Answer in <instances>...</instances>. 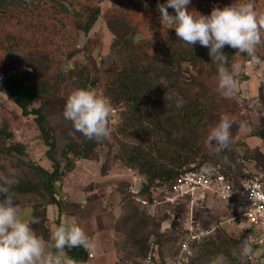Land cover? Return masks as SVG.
Segmentation results:
<instances>
[{"label":"rangeland","instance_id":"obj_1","mask_svg":"<svg viewBox=\"0 0 264 264\" xmlns=\"http://www.w3.org/2000/svg\"><path fill=\"white\" fill-rule=\"evenodd\" d=\"M90 1L96 3L97 0ZM85 2L70 0L67 5L73 12V4L86 6ZM136 2L139 11L132 10V14L143 13L142 17L147 16L151 23L170 27L161 21L157 10L158 3L166 4L167 0ZM191 2L187 7L202 14H210L214 6L223 8L233 3L248 2L253 3L257 13H264V0H202L194 6ZM99 3L100 17L88 33L79 29L76 16L61 14L52 0H12L6 12L0 9V37L9 52L19 54L23 59L30 57L29 51L37 53L38 58L47 54L50 57L46 63L47 70L34 73L33 70H25V73L32 82L40 78L50 82L51 88L45 97L47 122L57 135L61 149L68 142H80V135L72 122L63 115L67 97L89 75L103 74L110 67L107 57L112 42L126 33L127 23L135 19L126 7V0H103ZM168 11L175 14L172 8ZM8 34L19 38L18 46L10 47L6 40ZM2 48L0 44V64H5L8 58L2 53ZM259 51L260 56L247 60L240 68L236 76L238 91L234 97L225 98L218 92V75L209 78L211 87L206 90L222 108L215 125L222 116H228L234 122L230 145L224 151L236 154V163H230L222 153L224 151L215 153L213 143L211 148L207 145L192 147L189 153L194 161L184 166H219L232 175L250 172L253 177L264 173V160L257 158V150L264 153L261 149L264 140L254 134L264 126V44L259 46ZM25 68H20V74ZM182 68L188 78L205 75L198 73L189 61H184ZM3 82L0 71V84ZM91 91L107 98L110 103V136L102 141L94 140L95 146L88 157L73 155L75 167L57 184L62 200L61 220L83 227L93 242L88 251L94 255H89L88 264H129L150 252L156 253L161 261H167L175 257L181 241L189 236L188 232L192 230L201 234L212 226L217 228L201 235V239L194 243L190 264H221L222 259L224 264H240L232 253L239 252L245 240L251 248L245 264H264V234L247 224H222L227 215L224 202L213 197L198 202L187 199L170 201L166 198L169 188L157 185L158 180L152 185L151 197L139 191L149 178L123 162L124 147L143 146L156 152L162 145L156 139L149 141L141 134L130 135L123 129L122 112L128 109V105L108 98L103 85L99 84ZM180 95L184 98L182 93ZM183 101L188 103L187 99ZM41 102L39 99L33 105L38 106ZM16 144L20 145L22 152L13 149ZM47 149L35 116L25 115L19 105L0 91V175L10 176L18 182L30 174L31 165L52 170ZM65 163L62 162L63 165ZM16 199L24 212L22 219L30 223L36 216L34 226H31L45 240L49 252L54 253L50 233L58 226V206L48 204V196L42 194H19ZM35 212L37 214L33 215ZM238 234L239 239L236 238Z\"/></svg>","mask_w":264,"mask_h":264},{"label":"trees","instance_id":"obj_2","mask_svg":"<svg viewBox=\"0 0 264 264\" xmlns=\"http://www.w3.org/2000/svg\"><path fill=\"white\" fill-rule=\"evenodd\" d=\"M52 1L61 14L69 13L76 16L79 29L88 33L100 17L99 2L103 0H97L96 3L86 0V6H81L80 3L73 4L71 8L73 12L67 5L70 0H60V3L57 0ZM191 1L194 6L202 0ZM136 3V0H126L125 4L130 13L132 10L139 11ZM11 5L12 0H0V9L3 8V13ZM142 15L143 13L132 14L135 19L127 23L126 33L119 35L112 42L107 57L110 67L103 74L89 75V78L79 83V88L92 90L99 84L103 85L108 98L115 103L123 102L128 105V109L122 112L123 129L130 135L141 134L149 141L156 139L162 145L156 149V152L143 146L134 148L127 146L124 147L121 155V159L127 166L137 168L142 174L148 176L149 181L145 182L139 191L151 197V188L156 180L159 181L157 185L169 187L184 167L196 166L195 164L184 166L194 161L189 150L192 147L202 148L206 145L207 136L215 125L214 121L220 117L222 108L206 91L211 87L209 78L218 75L217 66L211 61L209 55L210 50L199 43L194 46L184 43L176 36L174 28L157 26L151 23L147 16L142 17ZM10 16L12 17L11 14ZM6 40L10 42V47L19 45V38L12 34H8ZM0 44L4 48L2 53H5L8 58L5 64H0V71L4 78L3 84H0V91L19 105L25 115L35 116L42 138L48 146L47 156L53 165L52 170L41 165H31L30 174L16 182L12 190L16 195L28 193L47 195L48 204L58 206L56 218L58 225L62 222V200L59 197L57 184L68 171L75 167L73 155L88 157L95 142L94 139H86L78 132L80 142H68L62 149L60 148L57 135L48 126L45 109V97L51 88L50 82L42 78L32 82L25 73V70H33V73L47 70L46 63L50 61L49 55L46 53L47 55L38 58L37 53L29 51L30 57L23 59L21 55L9 52V48L1 41V37ZM259 46H257L256 56H260ZM222 51L228 56L229 71H232L234 64L240 65L241 68L247 60L251 59L246 54H236V50L229 46H225ZM184 61H189L198 73H205V75L186 77L182 68ZM21 67H26L22 74H20ZM207 75L208 78H206ZM180 93L184 95V98ZM39 99L42 101L41 104L34 106L33 104ZM186 99L189 104L184 103L183 100ZM181 100L183 106L176 107L177 101ZM229 113L232 112L229 111ZM254 134L264 140V126L256 130ZM19 146L16 144L13 149L22 152L23 149ZM257 151L259 154L257 158L264 160V153ZM222 153L227 156L230 163H236V154L228 153V151ZM63 161H66L64 165ZM222 171L228 176H235V179L253 177L250 176V172L232 175L228 171ZM257 177L264 178V173ZM36 214L37 212L33 215ZM35 220L36 216H33L30 224L34 226ZM251 229L258 232L256 228L251 227ZM252 249L254 250L255 246ZM66 251L74 264H88V249L78 247L66 249Z\"/></svg>","mask_w":264,"mask_h":264},{"label":"clouds","instance_id":"obj_3","mask_svg":"<svg viewBox=\"0 0 264 264\" xmlns=\"http://www.w3.org/2000/svg\"><path fill=\"white\" fill-rule=\"evenodd\" d=\"M190 2L167 0L166 4L158 3L160 19L174 28L176 36L184 43L191 46L199 43L210 50L211 61L216 64L219 76L217 90L223 97L232 98L238 91L236 76L240 65L234 64L229 71L228 56L222 49L229 46L236 50V54L256 59L257 46L264 44V13H257L253 3L248 2L223 8L214 6L210 14H202L189 10ZM169 8L174 9L175 14H171ZM182 106L183 101H177L176 107ZM110 113L107 98L78 88L67 97L63 115L86 139L102 141L110 136ZM233 123L228 116H222L210 130L206 145L211 148L214 143L215 153L228 149ZM204 171L212 174L214 169L206 166ZM15 183L10 176L0 175V264H73L66 249H91L93 242L83 227L62 221L50 233L55 252H49L45 240L22 219L23 209L12 190ZM236 238L239 239V234ZM232 255L240 264H245L251 255L248 241L245 240L239 252L233 251ZM221 264H224L223 259Z\"/></svg>","mask_w":264,"mask_h":264},{"label":"built area","instance_id":"obj_4","mask_svg":"<svg viewBox=\"0 0 264 264\" xmlns=\"http://www.w3.org/2000/svg\"><path fill=\"white\" fill-rule=\"evenodd\" d=\"M192 166L184 167L171 182L166 196L168 200L187 199L198 202L213 197L225 203L227 215L222 224H247L264 234V178L255 176L235 179L226 175L219 166H211L214 169L212 174L206 173L205 167ZM216 228H206L201 234L191 230L187 239L181 241L173 259L161 261L156 253L150 252L129 264H190L194 243L201 239V235ZM89 255L93 257L94 254L90 252Z\"/></svg>","mask_w":264,"mask_h":264},{"label":"crops","instance_id":"obj_5","mask_svg":"<svg viewBox=\"0 0 264 264\" xmlns=\"http://www.w3.org/2000/svg\"><path fill=\"white\" fill-rule=\"evenodd\" d=\"M262 146H264V143L261 145V147H262ZM261 149H262V151H264V147H262Z\"/></svg>","mask_w":264,"mask_h":264}]
</instances>
